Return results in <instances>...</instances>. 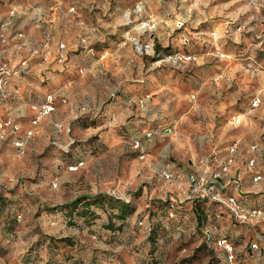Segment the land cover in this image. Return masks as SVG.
Returning <instances> with one entry per match:
<instances>
[{"label":"rangeland","instance_id":"374dc122","mask_svg":"<svg viewBox=\"0 0 264 264\" xmlns=\"http://www.w3.org/2000/svg\"><path fill=\"white\" fill-rule=\"evenodd\" d=\"M137 1L136 4L130 0L107 1L105 7L110 14L125 10L122 17L112 18L122 23L107 33L101 26H93L94 40H103L105 46L94 49L92 65L79 60L70 70L81 78L77 87L83 88L90 74L93 106L100 105L101 92L120 91L148 73L156 75V83L168 86V90L178 77L202 78L199 93L194 90L189 96L192 101L185 111L186 121L172 123L165 130L161 127L158 132H151L150 137L140 136L143 145L137 141V148L134 143L131 147L129 143L101 145L97 141L101 130L97 128L88 139L90 147L78 145L77 142L85 143L81 128L77 132H81L78 137L82 140L77 138L72 145L69 139L62 143L61 137L52 138L51 134L49 138L31 135L30 144L25 141L21 152L14 146V140L22 139L24 130L19 127L12 132L9 126L2 125L0 264H119V259L125 260V264H139L140 251L151 249L149 235L157 233L155 237L160 238L162 233H173L164 229L170 217L166 206L175 195L186 194L180 188L183 182L189 183L188 189L192 191L190 175L203 178L198 175L202 159L208 157L211 161L216 157L212 153L213 141L228 142L227 152L237 149L238 140L250 142L252 151L247 153L261 154L259 165L264 175V0H149L150 7L145 12L143 2ZM75 11L74 5L67 7V12ZM29 12L41 27L43 47L50 34L47 11L34 6ZM12 26L11 19L3 23L0 44L8 42L3 31ZM13 36L20 38L22 33L14 32ZM77 38V49L88 51L81 47L88 38L83 33ZM146 45L147 51L142 50ZM63 46L59 48L62 56ZM62 56L57 54L58 60H62L59 63L64 62ZM23 60L16 65L18 60L8 64L6 59L10 72L5 78L20 72ZM25 67L29 71L27 62ZM3 82L0 100L6 97L3 89L6 81ZM255 100L257 104L253 105ZM83 101L82 91L77 93V102ZM167 105L172 112L184 108L172 97L167 98ZM80 107L77 109L81 110ZM218 107L222 113H213ZM170 109L165 116H170ZM161 114L158 112V120ZM234 118H238L236 123ZM54 128L58 135L59 125ZM46 140L51 145L45 148H52L55 153L38 152L40 143ZM233 144L236 147L231 151ZM254 159L251 168L247 165L248 170L253 169ZM217 161L216 157L214 162ZM168 165L182 170V174L163 177V173H169ZM226 171L222 166L220 172ZM103 193L131 204L132 214L120 220L113 215L116 209L104 210L106 202L93 203L88 199ZM233 218L237 234L226 242L235 252L236 264H244V252L253 248L251 244L255 241L249 223ZM156 223H160L157 230L150 231ZM174 233L177 235L174 249L183 247L199 254L191 264H218V254L226 251L218 241H205L201 233L187 231L183 236ZM156 242L165 247L166 241ZM180 260L174 256L168 264Z\"/></svg>","mask_w":264,"mask_h":264},{"label":"crops","instance_id":"0c3cea01","mask_svg":"<svg viewBox=\"0 0 264 264\" xmlns=\"http://www.w3.org/2000/svg\"><path fill=\"white\" fill-rule=\"evenodd\" d=\"M107 1L0 0V30L1 27L4 28L3 23L7 19H11L13 22L12 27L3 31L8 42L0 44V62H5L8 59L9 62H6L12 64L18 60L15 63L17 65L20 60L25 59L29 70L26 73L14 72L6 78L3 87L6 97L4 100H0V120L11 121L18 128L20 127V130H24L22 136V139H25L24 143L26 141L28 145L30 144L31 135L49 138L51 134L52 138L61 137L60 142L62 143L69 139L71 145L77 142V138L83 137L85 143L77 142L76 144L87 145L88 148L90 147L88 139L92 138L94 128H97L101 130L97 137V141L101 145L129 143L131 147L132 143H138L137 141L143 145L139 139L140 136L150 137L151 132L155 130L158 132L161 127L165 130V127H169L172 123L186 121L188 112L185 111L192 101L189 96L194 90L199 93L202 78L178 77L172 80L170 83L172 89L168 90V86L156 83V75L148 73L146 77L140 76L138 82L122 88L120 91L106 94L101 92V98L98 100L99 106L92 104L94 91L92 81L89 79L90 74L87 76L88 82L84 87H77L76 82L81 78L74 76L70 68L79 60L92 65L94 49L105 46L103 40H94L92 27L101 26L102 31L107 33L111 31V27L122 23L118 20L114 22L112 18L122 17L125 10L116 11L115 15L110 14L105 7ZM130 1L132 4H136V0ZM141 1L145 12V9L150 7L149 0H138L137 2ZM70 5L75 6V13L67 12V7ZM34 6H40L47 11L45 18L48 25L47 32L50 34L48 42L43 47L40 45L41 27L35 23L29 12L30 8H34ZM94 7L98 8L97 11L92 10ZM14 32H21L22 36L15 38ZM82 33L88 38V42L81 47L88 48V51L77 49L79 47L77 37ZM63 43L65 44L63 50L65 55L62 56L59 45ZM57 54L59 57L62 56L63 63H59L62 60H58ZM192 87L194 89L191 92ZM156 90H158L157 94H155ZM82 91L84 92V101L77 102V93ZM48 95L53 98L54 109L47 115L39 117L33 124L32 121L37 117L38 110ZM168 97H172L178 105L184 104V108L181 106L180 112L176 110L172 112L173 110L167 105ZM78 107L81 110H78ZM167 109L171 111L170 116H165ZM215 111L222 113L221 107L216 108L213 113ZM158 112L162 113L159 120ZM56 125H59L58 135L54 128ZM9 128H4V130ZM81 128L84 129V135L78 137L81 136V132L77 131ZM27 131L31 133L25 136ZM249 143L238 140L237 149L234 152H227L228 142L222 143L220 140L212 142L214 147L212 153L219 161L214 162L216 157L211 159L212 162L208 157L202 159L198 175L206 180L204 190L192 192L188 189L189 183L183 182L182 187L180 185V188L186 190V194L183 197L175 195L169 206H166L170 217L167 218L164 229L171 230L173 233L170 235L162 233L160 238L155 237L157 233L151 237L149 235L147 239L152 241L151 249L148 252L140 251L141 262L139 264H168L169 259L174 256L181 258L180 261L175 262L176 264L193 263L199 254L191 253L183 247L174 249L173 245L177 238L174 232L181 233L182 236L187 231L188 234L201 233L205 236V241L220 242L224 240L227 243L226 240H230L237 234L234 215L224 203L228 197L235 198L238 210L241 212L261 211L262 215L252 214L245 220L250 225L255 243L252 242L251 245L254 247L244 252V264H264V226L262 224L264 221V175L262 166L259 165L261 154L256 152L249 155L247 152L252 151L249 148ZM48 144L51 145V141L46 140L43 144L40 143L41 147L38 152L55 153L52 148H45L49 146ZM251 156L253 159L255 158V165L253 169L248 170L247 159ZM227 160H229L228 164H226ZM172 164L174 165V163ZM222 166L227 168L226 172H220ZM167 172L182 174V170L176 171L169 165ZM183 175L188 174L184 173ZM255 175H258L259 179L253 181L252 178ZM159 205L163 207L162 204ZM156 216L158 215L156 214ZM158 219L157 217L154 221ZM159 224H154L155 231ZM156 240L166 241L165 247L157 244ZM227 245L231 248L230 244L227 243ZM228 254L232 255L231 261L236 264L235 252L232 250L218 254V264H229ZM119 264H125V260L119 259Z\"/></svg>","mask_w":264,"mask_h":264},{"label":"built area","instance_id":"2783aa9c","mask_svg":"<svg viewBox=\"0 0 264 264\" xmlns=\"http://www.w3.org/2000/svg\"><path fill=\"white\" fill-rule=\"evenodd\" d=\"M63 47H64L63 44L59 45L60 49H63ZM141 49L144 50V51H147L148 46L146 45V46L142 47ZM25 66H26V61L23 60L20 63V67H19V71L20 72L19 73H26V67ZM9 72H10L9 66L6 63H4V62H0V86L2 85V83H4L3 80H6L5 77L9 74ZM256 104H257V101L255 100L253 102V105H256ZM53 108H54L53 98H52V96L48 95V96L45 97L44 103L42 104V106H40V108L38 110V113H37V117L32 121V123L35 124L39 117L47 115L50 111L53 110ZM237 121H238V118H234V123H236ZM2 125L3 126H9L11 128L12 132H15V131L18 130V126L16 124L12 123L11 121H8V120L4 121L3 123H0V127ZM30 133H31L30 131H27L25 136L30 135ZM23 143H24L23 139L16 138L14 140V146L20 152L22 151ZM134 147L135 148L139 147V144L135 143ZM235 147H236V144L231 145L230 150L233 151L235 149ZM247 165H248L249 168H251L253 166V159H250L248 161ZM163 177L169 178V177H171V174L170 173H163ZM258 179H259L258 175L253 176V181H256ZM188 180L192 184V191L200 192V191L204 190L205 181H204L203 178H199V177H195V176L190 175ZM224 203L229 207V209L231 210V212L233 213L235 218H238L241 221L247 220L248 216L252 215V214H256V215L260 214V215H262L260 210L251 211L249 213L241 212L240 210H238L237 202H236L235 198H233V197H228L224 201ZM218 243L220 245L221 244L224 245V248H225L226 252H230L231 248L225 243L224 240H221ZM227 258H228L229 264H233L232 261H231L232 260V255L228 254Z\"/></svg>","mask_w":264,"mask_h":264},{"label":"trees","instance_id":"16d2710c","mask_svg":"<svg viewBox=\"0 0 264 264\" xmlns=\"http://www.w3.org/2000/svg\"><path fill=\"white\" fill-rule=\"evenodd\" d=\"M88 196L84 197V199H87ZM88 199H92L91 201L93 203H98L100 201V203L106 202V206H104V210H112V209H116V212L113 213V215L120 219V220H124L128 215L132 214L133 212V208L131 206V204L127 203L125 200H122L116 196H111L109 194H97L94 195L93 198H88ZM103 205V204H102ZM152 232H154V227L151 228Z\"/></svg>","mask_w":264,"mask_h":264}]
</instances>
